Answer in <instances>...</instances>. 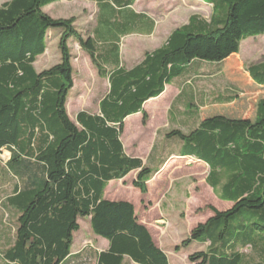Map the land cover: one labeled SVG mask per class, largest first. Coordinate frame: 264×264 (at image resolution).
Returning <instances> with one entry per match:
<instances>
[{"label": "trees", "instance_id": "obj_1", "mask_svg": "<svg viewBox=\"0 0 264 264\" xmlns=\"http://www.w3.org/2000/svg\"><path fill=\"white\" fill-rule=\"evenodd\" d=\"M56 1L8 0L0 5V184L14 179L22 184L8 200L13 221L10 243L0 247V264L79 261L82 251L74 252V235L83 218L107 242L95 264H124L126 259L170 264L138 222L134 205L108 199L105 192L111 181L134 170L132 185L147 192L156 170L125 153L124 120L136 113L146 120L143 105L175 78L183 90L179 102L187 88L200 101L194 111L185 110L190 119L170 118L181 125L171 127L162 143L175 150L183 143V155L206 163V182L214 195L232 205L223 211L209 207L212 216L192 228L173 251L199 241L205 249L185 254L190 264H264V97L256 102L253 117L212 115L191 126L199 119L200 106L238 99L239 90L226 81L221 65L239 53L245 39L264 35V0H198L211 6L209 18L190 16L130 68L121 64L117 45L99 52L90 24L79 26L75 17L52 18L43 11ZM95 1L122 9L135 0ZM50 40L57 41L59 61L36 71L34 62ZM71 43L88 55L108 84L98 111L80 110L73 119L67 110L74 91ZM210 62L219 67L212 69ZM245 70L264 88V59ZM202 77L220 82L210 99L197 90Z\"/></svg>", "mask_w": 264, "mask_h": 264}, {"label": "rangeland", "instance_id": "obj_2", "mask_svg": "<svg viewBox=\"0 0 264 264\" xmlns=\"http://www.w3.org/2000/svg\"><path fill=\"white\" fill-rule=\"evenodd\" d=\"M6 1L8 0H0V5ZM140 5L149 10V14L154 17L157 30L156 34L149 38L129 37L125 39L121 46V56L128 65L140 59L145 52L158 46L166 33L183 25L190 16L198 15L208 19L211 14V6L198 0H143ZM94 10L93 5L84 0H60L43 8V11L52 18L75 17L79 26L93 21ZM56 44V40L48 41L46 51L34 62L36 71L48 68L59 61L60 54ZM71 54L74 68V91L69 96L67 110L70 118L73 119L80 110L97 112L99 99L105 94L108 85L107 81L99 76L88 55L74 43H71ZM263 59L264 35H261L245 39L241 43L239 53L223 62L221 68L224 78L236 86L239 96L232 104L217 105L218 110L228 108L234 118L253 117L256 102L264 97V88L251 81L245 68ZM215 64V62H210L208 66L212 69L219 67ZM200 69L205 71L203 67ZM207 80L202 77L198 84L206 90V97L210 99L212 90L219 86L220 82L209 83ZM175 95L176 91L170 88L166 90L165 97L162 99L147 101L146 120L142 115L130 116L123 136L127 151L137 152L136 150H139L145 153L151 142L161 137L167 128L166 111ZM199 101L200 97H191L187 88L186 95L177 106L181 111H194ZM218 110L209 109L203 114L220 115ZM175 113L171 111L169 119L172 117L182 120L190 119L185 112ZM182 125H184L183 122ZM158 157L160 156L156 153V158ZM206 173L207 169L201 164L185 160L170 166L168 171L158 176L162 180L161 184L147 185L149 189L145 195H142L132 185L133 173H131L124 181H111L106 190V197L111 200L123 198L134 202L139 214H141L140 204L149 205L151 208L142 214V219L148 224V231L153 241L168 252L170 264H190L185 254L188 255L197 249H205V245L199 241H193L181 248L179 253L173 251L172 245L188 237L192 228L199 223H204L212 215L209 207L223 211L231 205L214 196L204 181ZM0 215H2L1 208ZM84 220L87 219L83 218L79 221L80 229L74 235V252L82 251V257L71 264H95L97 253L107 248L106 240L96 237ZM124 264L134 263L126 259Z\"/></svg>", "mask_w": 264, "mask_h": 264}, {"label": "crops", "instance_id": "obj_3", "mask_svg": "<svg viewBox=\"0 0 264 264\" xmlns=\"http://www.w3.org/2000/svg\"><path fill=\"white\" fill-rule=\"evenodd\" d=\"M84 1H86L88 4H92L94 9H95L94 14H93V21L88 23V24H90L89 25L90 26L89 34L94 36V42L96 43V46L98 47L99 52L104 51L105 48H107V47L117 45L119 48L120 62L122 65L126 66L127 68L132 67L135 63H137L139 60H141L143 56L140 59H138L136 62H134L130 65L126 64L122 60L123 57L121 56V46H122V44L126 38H129V37L149 38L150 36L156 34V30H157L156 24L157 23H156L154 17L149 14V10H147L144 6L140 5L143 0H135L131 7L122 8V9H116V8L112 7L110 5V3L107 1H106L107 3H103V4H98L95 0H84ZM100 5L101 6L103 5L102 11L99 10ZM129 19H134L137 21L136 22H133V21L130 22V21H128ZM186 23H187V21L184 24H186ZM179 27L180 26L173 28L168 33H166V35L163 37V39L158 44V46H156L155 48L151 49L148 52H151V51L159 48L161 45H163L164 42L166 41L168 35L173 30H175ZM170 88H172L176 91V95L171 99L170 104H169V108L166 111V118H167L166 126H167V128H166V130H164L161 137L152 141L148 147V150L145 153L140 152L139 150H136L137 152H135L134 150L131 152L127 151L125 148L123 136L125 134V128H126V123H127L128 119L133 117V115H130L131 117L128 116L124 120V128H123V132L121 135V141L123 144V148L125 150V153L128 156L138 158L142 161L143 164H146L147 166L152 168V170L153 169L156 170V173L153 175V177L149 181H147V183H146L147 185L155 184V183L161 184L162 180H160L158 178V176H160V175L164 174L166 171H168V168L170 166L175 165L177 163H181L185 160L192 161V162H195L197 164H201L203 167H205L207 169V173L205 175L204 181L208 185V183L206 182V177H207L209 169H208V165L206 163H204L203 161L194 159L192 157L183 155L184 154L182 151V149L184 147L183 143H179L180 149H176V150L174 148L170 149L167 147L166 144L162 143L163 140L166 138L165 133L171 127H175L176 125H179V126L181 125L177 119L175 121L174 120L171 121V119H169L170 112L174 109H177L180 113L185 112V111H181L177 106V104L179 103V98L183 94L182 85L177 80V78L173 79L172 81H170L169 84H167L165 86L164 92L158 98H156V100L158 101V100L162 99L163 97H165L166 90L170 89ZM199 89L204 91V92L206 91L205 89H201L198 86L197 90H199ZM147 105H148L147 102L143 105L144 110L146 109ZM216 106L217 105H206V104L204 106H200L198 109L199 119L196 122L194 121L193 124L191 123V126H195L201 120L208 118L209 116H212L213 114L204 115L203 113H204V111H207L209 109L215 110V111L218 110L219 108H217ZM218 113L221 115H224L226 117H232V112L228 108H225L224 110H222V109L218 110ZM134 115L137 116V115H141V114L136 113ZM186 124L189 125V123H186ZM158 142H159V144H158ZM176 144H177V141H176ZM156 153H158L160 156V157H158V159L156 158ZM136 172H137V170H134V171L129 173V174L133 173L131 180H134ZM125 178H126V176L121 180L124 181ZM11 182H12V184H0V208L2 209V215H0V247H5V246H7V244L10 243L9 237L11 236L10 229L12 227L11 223H12L13 219L11 217V209L12 208L8 205V203H9L8 200L13 194H16L15 192L18 190L17 187H20L22 185V184H18L19 182L17 179L12 180ZM148 189H149V186H147V190ZM210 189H211V187H210ZM105 195H106V192H105ZM142 195H145V194H142ZM216 198L218 199V197H216ZM122 200L129 201L134 205V212H135V215L138 219V222L140 224L144 225L148 230V224L144 221V219H142V214H145L147 212V210L150 209L151 207L149 205L145 206L144 204H140L141 214H139L138 213V207L136 206V204H134V202H132L130 200L123 199V198H122ZM227 203H230L232 205L231 202H227ZM231 205H230V207H231ZM230 207H228L227 209H229ZM8 212H9V214H8ZM4 230H6V232ZM176 244L177 243L173 244L172 248H174L173 246ZM155 245L158 248L162 249L168 255V252L165 250V248L158 246L156 243H155Z\"/></svg>", "mask_w": 264, "mask_h": 264}]
</instances>
